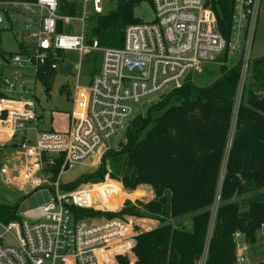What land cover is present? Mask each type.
<instances>
[{
    "label": "built area",
    "instance_id": "built-area-1",
    "mask_svg": "<svg viewBox=\"0 0 264 264\" xmlns=\"http://www.w3.org/2000/svg\"><path fill=\"white\" fill-rule=\"evenodd\" d=\"M78 1V16L59 14V0L25 4L24 30L33 44L27 53L8 58V71L1 78L8 97L0 106H11L4 108V117L0 115V147L14 145L18 151L0 165V175L19 193L47 189L52 198L23 217L17 214V220L0 221V264H115L117 256L128 255L135 238L153 229L152 224L132 217L75 216L72 210L94 209V190L86 185L63 191L62 175L74 165L99 159L108 149L106 141L125 133L135 119L136 107L150 97L180 89L204 64L243 47L241 59L246 70L264 0H233L228 41L206 6L207 0H150L153 21L126 26L122 45L117 48L102 47L96 38L88 42L86 26L90 16L104 15V1L119 0ZM59 22L76 23L80 30L68 34L65 25L59 30ZM68 51L77 52L80 58L92 51L99 53L98 72L84 87L85 106L72 112L68 129H41L43 119L37 113L30 83L37 82L39 70L49 61L50 68L56 70ZM31 133L33 140L28 139ZM263 228L260 234L264 237ZM234 242L236 264H245L248 244L239 232L234 234Z\"/></svg>",
    "mask_w": 264,
    "mask_h": 264
},
{
    "label": "trees",
    "instance_id": "trees-1",
    "mask_svg": "<svg viewBox=\"0 0 264 264\" xmlns=\"http://www.w3.org/2000/svg\"><path fill=\"white\" fill-rule=\"evenodd\" d=\"M36 1L0 0V4ZM141 1L145 0H119L114 11L90 16L87 23L92 28L87 35L102 47H120L125 27L139 23L133 10ZM232 5L233 0L206 2L227 41ZM80 12L78 0H59V14L78 16ZM27 52L21 42L18 53ZM12 55L0 52L4 62ZM227 56V52L221 55ZM51 62L36 78L44 87L56 75ZM241 67V60L231 67L220 65L218 78L207 85L190 75L180 89L159 96L145 115H137L125 131V142L116 151H106L94 171L62 185L68 192L81 183H100L108 174L129 192L143 185L152 189L153 200L135 205L126 201L117 214L72 210L78 217L128 214L161 220L157 227L139 234L132 250L117 256L115 264H199L205 253L204 264H236L234 234L241 233L248 245L256 242L264 227V57L248 62L249 77L232 131ZM7 97L0 92V101ZM141 132H145L142 137ZM17 219L16 207L0 205V221Z\"/></svg>",
    "mask_w": 264,
    "mask_h": 264
},
{
    "label": "rangeland",
    "instance_id": "rangeland-1",
    "mask_svg": "<svg viewBox=\"0 0 264 264\" xmlns=\"http://www.w3.org/2000/svg\"><path fill=\"white\" fill-rule=\"evenodd\" d=\"M80 3V2H79ZM104 4V15L114 11L116 4L109 3L107 1L103 2ZM264 1L261 5V11L258 14L256 25L254 27V32L252 40L250 43L248 51V59L252 61L257 58L264 57ZM88 11L91 13L92 6L91 4L87 5ZM25 13L23 7L16 4H4L0 5V17L2 19L0 23V52L3 53H13L17 54L19 52V44L23 43H32L33 40L29 37L28 33H25V19L22 18L20 13ZM154 11L151 6L150 1L145 0L141 1L136 5L133 10V17L139 23H149L154 19ZM7 18L10 19V23L7 21ZM68 34L78 33L80 28L74 23L69 27ZM92 23H87L86 26V35L91 30ZM68 29V28H67ZM87 37L90 39H95L91 36ZM243 47L235 51L232 55H228L227 58H222L221 56L215 59V61L204 64L200 69L196 70L191 75V79L197 82H201V85H207L218 78L217 69L220 65L225 64L227 67L235 65L239 60L242 62L241 67V77L236 93L235 105L231 113L232 121V131L237 117L238 105L241 101V92L243 85L247 82L249 73L247 69L243 67V61L241 59ZM88 60L86 63L85 61ZM80 64L79 71L76 66ZM100 65V54L97 52H89L88 54L80 56L74 52H67L66 57L58 65V70L54 81L49 87H44L38 80L36 83L31 81L30 87L34 91V97L36 98V107L37 112L42 115L44 123L40 127L41 129L53 130L57 132H65L67 130L68 124V115L72 112V94L73 89L76 83L77 75L79 73V82L84 83L85 79L88 78L91 73L98 69ZM32 74V71H30ZM0 92L7 93L5 87L0 83ZM159 95L150 97L143 101L134 111V115H145L149 110L150 106L158 102ZM145 132L139 134L142 137ZM28 139L33 140V134H28ZM126 136L124 131L119 132L116 136L110 138L106 141V146L108 149L106 151H116L119 147V144L124 143ZM33 142V141H32ZM32 144V143H31ZM16 147H0V165H2L9 157L17 153ZM105 151V152H106ZM104 152V153H105ZM101 158L96 159L95 161L90 160L86 165H74L68 172L62 175L61 181L70 183L77 180L84 174L94 171L100 164ZM102 184V185H100ZM92 186L93 196L95 197V206L93 211H101L103 213H120L121 208L118 212L115 210L120 203V200L123 197H131L130 200H126L133 205L136 201L138 203L147 204V200L141 202L135 196L140 195L141 193L131 194L125 189H122V186L118 180L111 179L107 174L104 180L100 183L92 184L90 182H85L78 184L77 188L82 186ZM144 189V188H142ZM125 190V191H124ZM149 191V188L147 189ZM95 191H98L95 192ZM220 186L216 196V203L213 207V210H216L217 201L219 199ZM125 194V195H124ZM131 194V195H130ZM130 195V196H129ZM144 195V194H143ZM52 198L51 193L47 189H38L31 194L24 195L23 193L17 192L16 189L9 186L5 181L2 175H0V205L7 207H16V212L20 216L32 209H35L41 205L48 203ZM145 199V198H144ZM99 208V210H97ZM103 209V210H100ZM122 217H132L137 219H142L147 223L148 217H137L133 215L123 214ZM214 215L211 219V227L213 223ZM152 220V219H151ZM156 222H150L153 226H158L161 223V220L153 219ZM150 221V220H149ZM249 247V260L250 264H264L261 259L264 255V237L260 234L258 235L256 242ZM206 259V253L201 257L199 264H204ZM246 264V263H245Z\"/></svg>",
    "mask_w": 264,
    "mask_h": 264
},
{
    "label": "crops",
    "instance_id": "crops-1",
    "mask_svg": "<svg viewBox=\"0 0 264 264\" xmlns=\"http://www.w3.org/2000/svg\"><path fill=\"white\" fill-rule=\"evenodd\" d=\"M0 5H4V4H0ZM16 5H18V6H21V7H23V9H25V4H16ZM263 8H264V4H263ZM262 9V8H261ZM261 9H260V11H261ZM259 11V12H260ZM20 15L22 16V18L23 19H25V23H26V9H25V13H20ZM7 21L10 23V19L9 18H7ZM73 23H60V25H65L64 27V29L68 32V30L70 29L69 27L72 25ZM75 25H77L76 23H74ZM10 25H11V23H10ZM68 28V29H67ZM25 33H27V32H25ZM68 33H70V32H68ZM33 40V39H32ZM24 44V46L26 47V48H29L32 44H33V42L32 43H23ZM68 52H74L75 54H77V52H75V51H68ZM66 53L67 52H65V53H63L62 54V60L59 62V64L58 65H60V63L63 61V59H64V57H66ZM79 55V54H78ZM86 63L88 62V60H86L85 61ZM80 66V64H78L77 66H76V68H77V70H78V67ZM8 68H9V66H8V61L7 62H4L3 60H1V58H0V70H1V72H2V75H5V73L8 71ZM99 68V67H98ZM80 69V68H79ZM57 70H58V67H57V69H56V73H57ZM94 73L96 72H98V69H95L94 71H93ZM92 72V73H93ZM92 73H91V75L88 77V78H86L85 79V82L84 83H81V82H79V73H78V75H77V79H78V83H79V86H80V88H78V89H76V83H77V79H76V83H75V86H74V89H73V94H72V103H71V105H72V112L73 111H75V112H78V111H82V109H83V107L85 106V103H86V92H85V90H84V87L88 84V82H89V80H90V78L92 77ZM2 75L0 76V83H2V81H1V78H2ZM56 76V75H55ZM74 99H77L78 101H74ZM9 106H11L10 104H2V106H0V115H1V117H4L5 115H6V112H7V109H4L5 107L7 108V107H9ZM72 112L68 115V124H69V117H70V115L72 114ZM38 113V112H37ZM39 114V113H38ZM41 115V114H40ZM41 117H42V115H41ZM42 119H43V117H42ZM43 123H44V120H43ZM68 124H67V129H68ZM2 128H0V134H3L2 133ZM142 188H144V189H142ZM149 188V191L147 190ZM122 189H124L123 187H122ZM125 191V190H124ZM132 193L131 194H135V193H141L140 195H138V196H135V198H137L138 200H140L141 202H144L143 200H146V199H148L147 200V203L148 202H150L151 200H153V198H154V193H153V191H152V189L149 187V186H146V185H143V186H140V187H138L136 190H134V191H131ZM130 194V195H131ZM144 194V195H143ZM125 195V194H124ZM129 195V196H130ZM145 198V199H144ZM126 200H130L131 201V197H123L122 196V198H121V200H120V203H119V206L116 208L117 210H119L120 208H122L123 206H124V204H125V202H126ZM137 202V201H136ZM138 221H142V223H145V222H143V220L142 219H137ZM150 220V221H149ZM149 222H156L155 220H151V219H148L147 220V224H149ZM139 224H141V223H139ZM152 224V223H151ZM144 226V225H143ZM152 226H153V224H152ZM155 227H157V226H153L152 228H155ZM248 247H250V246H248ZM236 257V256H235ZM246 258L248 259L247 260V262H246V264H250V260H249V250H248V252L246 253ZM103 260V263H105L104 262V259H102ZM261 261H262V259H261Z\"/></svg>",
    "mask_w": 264,
    "mask_h": 264
}]
</instances>
